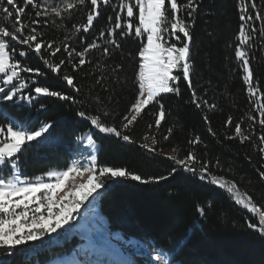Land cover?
<instances>
[{"label":"trees","instance_id":"obj_1","mask_svg":"<svg viewBox=\"0 0 264 264\" xmlns=\"http://www.w3.org/2000/svg\"><path fill=\"white\" fill-rule=\"evenodd\" d=\"M119 2L109 0L108 5L102 4L101 15L87 34L72 29V25L86 22L87 7L74 10L64 21L56 20L55 24L50 18L48 25L37 26V30L45 34V40H53L57 46L66 41L80 50L81 42L77 37L86 35L87 41L91 42L101 29L110 28L119 11ZM256 3L264 4V0H256ZM239 6L240 0H200L194 16L191 54L195 68L192 84L197 96L215 108L209 109L207 105L197 108L192 103V90L183 80L182 73H176L181 76L179 95L162 94L166 119L159 129L154 125L153 115L158 105H150L133 126L123 130L135 143L99 133L77 113L88 110L89 114L95 115L97 111H109L111 115L106 122L120 124L121 115L126 113L138 92L135 83L139 65L137 53L146 43V35L141 38L134 34L120 37L117 30L115 38L119 48L107 45L111 49L110 55H104L101 49L93 50L88 56L89 62L73 73L75 83L81 89L73 93L78 103L43 95L29 104L16 100L2 102V112L10 113L19 121L33 122V130L44 122L55 124L50 130V142L33 141L18 154L24 173L35 177L49 170L65 169L78 152L81 137L91 133H95L100 166H123L144 178L168 176L172 168L177 167L169 158L171 155L182 159L188 151H194L199 161L210 164L208 176L203 180L199 173L193 176L182 169L159 183L144 184L130 178L108 180V187L102 189L98 197V206L109 232L138 240L152 250H170L169 259H174L175 264H264V237L247 226L249 220L256 221L246 209L235 203L225 189L210 183L211 177H222V182L235 184L240 194L250 195L257 206L264 204V179L259 175L264 171V155L259 152L264 129L258 123L260 111H264L258 107L264 103L260 100L264 95V37L259 34L264 22H251L257 31L252 34L250 51H246L252 58L257 91L250 95L242 79L240 62L235 57L241 23ZM29 14L34 18L30 7L24 17L26 22ZM136 15L138 17V9ZM110 16L113 18L111 22ZM6 23L11 24L12 21ZM134 23L138 24V19ZM97 42L106 44L103 39ZM172 42L181 46L174 39ZM20 50H26V46H20L17 52ZM66 55L61 52L54 60L50 56L47 58L58 62ZM18 58L26 66L39 67L45 73L43 77L23 73L26 80L39 81L31 83L30 88L50 86V90L71 93L62 80L65 73H72L70 65L64 66L57 76L35 54ZM96 96L105 101V106L95 103L93 97ZM109 96L112 97L110 101ZM229 117L232 118L231 125L227 124ZM237 122L241 124L243 134L251 137L250 140L229 139L234 136ZM149 124L153 127L149 128ZM0 125L6 131L7 122L2 117ZM169 128L173 130L171 134ZM165 135H169L168 140L163 139ZM197 136L200 143L190 144L189 141ZM153 138L158 141L155 153L140 147L144 143L151 144ZM199 166L198 163L197 170ZM197 205L204 207V215L197 211ZM80 241L76 235L67 237L62 234L54 242L46 238L20 245L14 250L15 255H8L7 249L0 248V261H7V264H49L56 258L71 254Z\"/></svg>","mask_w":264,"mask_h":264},{"label":"snow or ice","instance_id":"obj_2","mask_svg":"<svg viewBox=\"0 0 264 264\" xmlns=\"http://www.w3.org/2000/svg\"><path fill=\"white\" fill-rule=\"evenodd\" d=\"M102 4L108 5L109 0H0V15L3 17L0 21V101L14 102L19 96L20 100L31 103L36 97L43 95L78 103L73 93H78L81 89L76 85L73 73L89 62L88 56L93 50L101 49L104 55H110L111 49L107 45L119 48L120 44L115 38L119 30L120 37L134 34L135 37L141 38L146 35V43L137 53L139 65L135 73V83L138 92L134 102L127 108L126 113L121 115L119 125L106 122L111 115L109 111H97L92 115L88 110H82L77 113L79 117L88 120L99 133L115 136L127 143H135L123 130L133 126L150 105H158V110L153 115L154 125L159 129L166 119L165 105L161 103L162 94L179 95L178 82L181 76L176 73H182L183 80L192 90V103L197 108L203 105H207L209 109L215 108V105L208 104L206 100L197 96L191 79L195 68L191 54L192 30L200 0H186L183 3L180 0H120L117 5L119 11L115 14L114 23L110 28L101 29L98 37L91 42L87 41L86 35L77 37L81 42L80 50L66 41L57 46L53 40H45V34L37 30V26L48 25L50 18L55 24L56 20L64 21L74 10L87 7L89 10L86 22L72 25L75 32L87 34L100 17ZM29 7L33 9L34 18L29 14L30 18L26 22L24 17L28 14ZM239 12L241 23L235 57L240 62L242 79L248 86V93L255 95L257 89L254 87L255 78L249 51L252 34L257 29L251 22H264V4L258 5L256 0H240ZM108 19L111 22L113 18L110 16ZM136 19L138 24L134 23ZM9 20L12 21L11 24L6 23ZM259 34L264 37V26L259 29ZM102 39L106 40V44L97 42ZM173 39L181 46L172 42ZM20 46H26V50L17 52ZM61 52L67 54L66 58L53 62ZM30 54L39 56L47 69L57 76L64 66L70 65L72 73H65L62 80L71 89V93L50 90V86L30 88L31 83L39 81L32 78L26 80L23 73H32L34 77L45 75L39 67L26 66L18 58ZM48 56L53 60L48 59ZM97 83H100V80H97ZM111 99L109 96L108 100ZM93 100L98 106H105V101L101 97H93ZM260 100L264 101V95L260 96ZM258 107L264 109V103ZM0 117L7 122L6 132L4 126L0 125V137H3L0 139V248L7 249L8 255H15L14 250L18 246L57 233L58 230L64 229L65 225L75 221L81 205L85 201L93 203L101 195V190L108 187V180L130 178L144 184L159 183L167 180L178 169L193 176L199 173V178L203 180L210 171L208 162L199 161L194 151H188L182 159H178L176 155L169 157L177 167L172 168L168 176L144 178L123 166H100L98 156L93 152L89 154L86 162L84 158L73 159L63 170H49L43 175L29 177L20 167L18 154L23 151L25 145L33 141L50 142V130L55 124L44 122L33 130L34 123L31 121L16 120L7 112H0ZM258 123L264 129V111H260ZM227 124H232L231 117L228 118ZM151 127L153 125L149 124V128ZM172 131L171 128L168 129L169 134ZM209 132H212V129H209ZM94 137L95 133L87 135L86 144L96 149ZM237 137L241 142L251 139L250 136L243 134L239 122L235 124L234 136L229 139ZM163 139L168 140L169 135H165ZM157 143L158 141L153 138L151 144L144 143L140 147L155 153ZM189 143L199 144L200 137L197 136ZM259 152L264 155V135L260 136ZM198 163L200 166L197 170ZM259 175L264 179V171ZM77 177L83 182L77 184L75 182ZM222 181V177L213 176L210 183L225 189L237 205L246 209L256 221L249 220L248 228L264 237V204L257 206L250 195L240 194L235 184ZM197 211L201 215L205 214V209L201 205H197ZM169 251L156 250L155 254L147 259L146 264H175L174 259H169ZM79 255L83 258L76 260L73 257L71 264H112L111 260L106 261L103 257L112 256L114 253L108 251L106 244L101 242L99 245H85ZM0 264H7V261H0Z\"/></svg>","mask_w":264,"mask_h":264},{"label":"rangeland","instance_id":"obj_3","mask_svg":"<svg viewBox=\"0 0 264 264\" xmlns=\"http://www.w3.org/2000/svg\"><path fill=\"white\" fill-rule=\"evenodd\" d=\"M2 102L4 101H0V112H2ZM16 102L29 104V102L27 101L20 100L19 96L17 97ZM87 135L89 134L83 135L79 140V150L73 159L79 160L81 158H84L86 162L90 153L95 152L96 154L97 146L96 149H93L88 147L86 144ZM2 138L3 137H0V139ZM45 182L48 181L45 180ZM75 182L78 184L83 182V180L80 177H77ZM99 213L98 198L93 203L85 201L84 204L81 205V208L78 210V214H76L77 218L75 221H71L69 225H65L64 229L58 230L57 233H53L50 236H46L41 239L44 240L46 238H50L51 242H54L57 240L58 236L62 234L66 235L67 237L76 235L81 239L80 243L74 248L71 254L65 257L56 258L49 264H71L73 257H75L76 260L82 259L83 257L79 255L81 249H83L85 245L95 244L92 243V238H96L100 236V234L102 235V238L105 239V241L109 243H115V245L119 248V252L121 251L122 256H126V259L129 263L131 262V264H146L147 259L155 254L156 250L150 249L147 245L138 240L125 239L118 232H109L105 219ZM98 231L100 232V234ZM93 241L98 244L97 241ZM119 252L118 254H120ZM93 258L95 257L93 256ZM103 259L107 261L109 259V256L106 255L103 257Z\"/></svg>","mask_w":264,"mask_h":264},{"label":"bare ground","instance_id":"obj_4","mask_svg":"<svg viewBox=\"0 0 264 264\" xmlns=\"http://www.w3.org/2000/svg\"><path fill=\"white\" fill-rule=\"evenodd\" d=\"M98 210H99V207H98ZM99 214H101V213H99ZM99 234H100V232H99ZM93 240L97 241L98 244L96 242H94ZM101 242H104V243L106 242L105 244L107 246L108 251L114 253V255L109 256V259H108V260L112 261V264H131V262L129 263L128 260L126 259V256H122L121 251L119 252V250H118L119 248L115 245V243H111V242L109 243V242L105 241V239L102 238L101 234H100V236H98L96 238H92V243H95L96 245H99ZM118 252L120 254H118Z\"/></svg>","mask_w":264,"mask_h":264}]
</instances>
